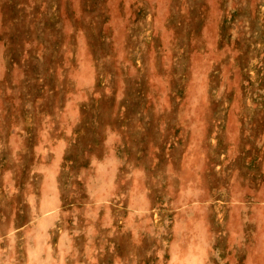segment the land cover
Segmentation results:
<instances>
[{
  "label": "rangeland",
  "instance_id": "obj_1",
  "mask_svg": "<svg viewBox=\"0 0 264 264\" xmlns=\"http://www.w3.org/2000/svg\"><path fill=\"white\" fill-rule=\"evenodd\" d=\"M0 264H264V0H0Z\"/></svg>",
  "mask_w": 264,
  "mask_h": 264
}]
</instances>
